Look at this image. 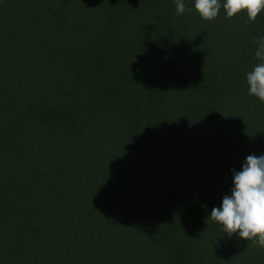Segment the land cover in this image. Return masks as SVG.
<instances>
[{
	"label": "trees",
	"instance_id": "trees-1",
	"mask_svg": "<svg viewBox=\"0 0 264 264\" xmlns=\"http://www.w3.org/2000/svg\"><path fill=\"white\" fill-rule=\"evenodd\" d=\"M0 0V264H264L211 221L264 154V9Z\"/></svg>",
	"mask_w": 264,
	"mask_h": 264
},
{
	"label": "clouds",
	"instance_id": "clouds-1",
	"mask_svg": "<svg viewBox=\"0 0 264 264\" xmlns=\"http://www.w3.org/2000/svg\"><path fill=\"white\" fill-rule=\"evenodd\" d=\"M176 15H183L187 9L184 0H174ZM195 9L202 20L211 21L221 9L219 0H195ZM226 18H232L246 11L248 23L257 19L264 9V0H224L222 5ZM257 44L254 57L259 61L246 74L248 94L264 103V37L253 40ZM233 171L231 194L225 195L219 207H213L208 218L221 226L228 238L238 234L264 249V154H250L246 157L241 171Z\"/></svg>",
	"mask_w": 264,
	"mask_h": 264
}]
</instances>
